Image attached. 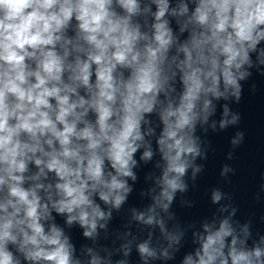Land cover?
Here are the masks:
<instances>
[{
	"label": "clouds",
	"instance_id": "1",
	"mask_svg": "<svg viewBox=\"0 0 264 264\" xmlns=\"http://www.w3.org/2000/svg\"><path fill=\"white\" fill-rule=\"evenodd\" d=\"M254 71L264 75V0H0V264H128L131 242L113 262L108 249L78 254L66 229L95 241L157 155L152 203L132 218L167 246L158 254L150 233L136 251L143 264L174 259L184 232L160 212L203 170L198 129L238 125L230 105ZM218 211L181 264H264V234L233 220L236 207Z\"/></svg>",
	"mask_w": 264,
	"mask_h": 264
}]
</instances>
